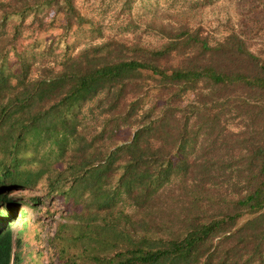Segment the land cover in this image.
I'll return each instance as SVG.
<instances>
[{
  "label": "trees",
  "instance_id": "16d2710c",
  "mask_svg": "<svg viewBox=\"0 0 264 264\" xmlns=\"http://www.w3.org/2000/svg\"><path fill=\"white\" fill-rule=\"evenodd\" d=\"M47 1H0V22ZM161 33L57 69L10 65L0 47V264L28 229L12 232L26 211L10 193L38 183L75 222L55 231L57 264H264V52L235 33Z\"/></svg>",
  "mask_w": 264,
  "mask_h": 264
},
{
  "label": "rangeland",
  "instance_id": "374dc122",
  "mask_svg": "<svg viewBox=\"0 0 264 264\" xmlns=\"http://www.w3.org/2000/svg\"><path fill=\"white\" fill-rule=\"evenodd\" d=\"M72 3L84 17L80 22L68 12L64 0L40 2L22 15L10 12L0 22V47L6 51V61L14 65L28 59L34 67L46 65L57 69L65 55L104 42L135 46L125 51L134 55L166 41L161 31L177 26L206 35L210 42L235 33L252 52H264V0H72ZM134 128L135 125L123 124L119 140H127ZM46 191L38 183L10 193L9 200L16 204L15 212L20 208L26 211L11 226L12 232L20 229L22 220L28 225L21 243L13 247V264H57L58 225L67 223L63 233L72 234L69 225L75 222L65 215L60 199ZM34 196H39L37 203L24 204V200Z\"/></svg>",
  "mask_w": 264,
  "mask_h": 264
}]
</instances>
